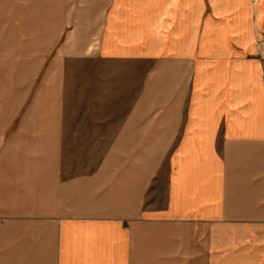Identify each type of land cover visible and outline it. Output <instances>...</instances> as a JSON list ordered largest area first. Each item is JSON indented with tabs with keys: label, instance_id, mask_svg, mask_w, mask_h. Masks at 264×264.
Returning <instances> with one entry per match:
<instances>
[{
	"label": "crops",
	"instance_id": "0c3cea01",
	"mask_svg": "<svg viewBox=\"0 0 264 264\" xmlns=\"http://www.w3.org/2000/svg\"><path fill=\"white\" fill-rule=\"evenodd\" d=\"M0 264H264V0H0Z\"/></svg>",
	"mask_w": 264,
	"mask_h": 264
},
{
	"label": "rangeland",
	"instance_id": "374dc122",
	"mask_svg": "<svg viewBox=\"0 0 264 264\" xmlns=\"http://www.w3.org/2000/svg\"><path fill=\"white\" fill-rule=\"evenodd\" d=\"M98 67L99 64L96 62L86 63V61H78L68 64L65 76L68 118L87 113V86L94 79L92 76L93 69H97ZM95 76L97 82V75L95 74ZM69 127L70 124H66L63 135V176L82 174L94 169L108 143L107 140H97L94 138L77 139L73 133L68 131ZM88 135L95 136L96 134Z\"/></svg>",
	"mask_w": 264,
	"mask_h": 264
}]
</instances>
